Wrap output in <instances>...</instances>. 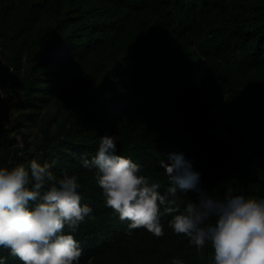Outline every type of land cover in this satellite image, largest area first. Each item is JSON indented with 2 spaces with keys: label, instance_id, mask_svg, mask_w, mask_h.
Here are the masks:
<instances>
[{
  "label": "trees",
  "instance_id": "obj_1",
  "mask_svg": "<svg viewBox=\"0 0 264 264\" xmlns=\"http://www.w3.org/2000/svg\"><path fill=\"white\" fill-rule=\"evenodd\" d=\"M105 134L162 193L175 152L213 197L264 199V0H0V166L55 161L58 179L78 177L93 209L73 233L79 264H214L171 216L155 237L105 205L81 162ZM178 196L181 210L196 200Z\"/></svg>",
  "mask_w": 264,
  "mask_h": 264
},
{
  "label": "clouds",
  "instance_id": "obj_2",
  "mask_svg": "<svg viewBox=\"0 0 264 264\" xmlns=\"http://www.w3.org/2000/svg\"><path fill=\"white\" fill-rule=\"evenodd\" d=\"M117 139L101 136L95 156L82 154L81 162L95 169L105 205L128 221L129 232L144 228L161 237V218L171 216L168 226L188 237L197 254L203 256L210 242L214 264H264V199L235 194L232 188L222 199L213 197L192 162L175 152L168 154L170 163L159 161L168 178L162 193L160 183L142 174L140 164L117 154ZM54 164L32 159L27 166H0V248L22 264H79L82 255L73 233L86 217L93 218V209L81 204L78 177L65 173L58 179ZM188 191L196 200L181 210L178 192ZM0 264H7V258L0 255ZM172 264L184 261L173 258Z\"/></svg>",
  "mask_w": 264,
  "mask_h": 264
}]
</instances>
